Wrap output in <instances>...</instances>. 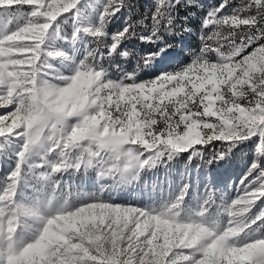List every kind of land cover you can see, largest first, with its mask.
Here are the masks:
<instances>
[{
    "label": "snow or ice",
    "instance_id": "obj_1",
    "mask_svg": "<svg viewBox=\"0 0 264 264\" xmlns=\"http://www.w3.org/2000/svg\"><path fill=\"white\" fill-rule=\"evenodd\" d=\"M0 264H264V0H0Z\"/></svg>",
    "mask_w": 264,
    "mask_h": 264
},
{
    "label": "rangeland",
    "instance_id": "obj_2",
    "mask_svg": "<svg viewBox=\"0 0 264 264\" xmlns=\"http://www.w3.org/2000/svg\"><path fill=\"white\" fill-rule=\"evenodd\" d=\"M184 43L185 44H192V43H194V40L191 37H186L184 40ZM181 163H182L181 161H177L176 166L179 167ZM149 182H151V181H149Z\"/></svg>",
    "mask_w": 264,
    "mask_h": 264
}]
</instances>
